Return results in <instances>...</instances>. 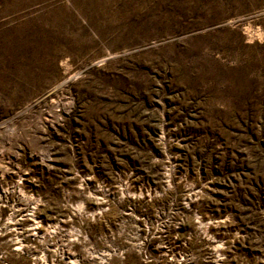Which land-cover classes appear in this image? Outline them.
Masks as SVG:
<instances>
[{
  "label": "rangeland",
  "instance_id": "374dc122",
  "mask_svg": "<svg viewBox=\"0 0 264 264\" xmlns=\"http://www.w3.org/2000/svg\"><path fill=\"white\" fill-rule=\"evenodd\" d=\"M0 264H264V0H0Z\"/></svg>",
  "mask_w": 264,
  "mask_h": 264
}]
</instances>
